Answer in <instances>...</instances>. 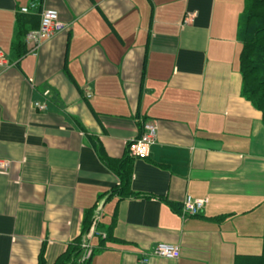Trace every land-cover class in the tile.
<instances>
[{
  "label": "crops",
  "instance_id": "crops-1",
  "mask_svg": "<svg viewBox=\"0 0 264 264\" xmlns=\"http://www.w3.org/2000/svg\"><path fill=\"white\" fill-rule=\"evenodd\" d=\"M30 1L0 0V50L14 63L0 67V159L11 162L0 264L261 254L264 117L243 93L245 0H40L64 28L19 58ZM146 123L157 140L134 159L128 145ZM187 195L206 200L199 215L183 217ZM159 242L181 256L154 255Z\"/></svg>",
  "mask_w": 264,
  "mask_h": 264
},
{
  "label": "trees",
  "instance_id": "trees-1",
  "mask_svg": "<svg viewBox=\"0 0 264 264\" xmlns=\"http://www.w3.org/2000/svg\"><path fill=\"white\" fill-rule=\"evenodd\" d=\"M39 24L40 13L20 14L19 41L14 47L18 51L19 58L27 54L25 41L27 32L38 27ZM240 38L243 43L240 55L243 93L263 112L264 117V0H245V11L240 21ZM132 158L135 159L133 156ZM123 174L122 179L127 181L128 171L125 170ZM91 213V210L87 211L88 215ZM224 217V215L218 216L219 220ZM41 264H43L42 257ZM235 264H264V248L261 254L238 255Z\"/></svg>",
  "mask_w": 264,
  "mask_h": 264
},
{
  "label": "built area",
  "instance_id": "built-area-1",
  "mask_svg": "<svg viewBox=\"0 0 264 264\" xmlns=\"http://www.w3.org/2000/svg\"><path fill=\"white\" fill-rule=\"evenodd\" d=\"M34 12L40 13V24L38 27L30 29L25 36V41L27 43V53L31 54H37L47 40L51 39L64 28V24L60 19L59 13L56 10L42 7L40 0H31L29 5L21 8V13ZM13 65V61H11L0 50V67L3 69H9ZM47 93L48 91L46 94ZM34 105L39 110L47 109V104L44 102L36 101ZM157 134V126L153 123H146L141 136L132 139L129 142L128 148L130 155L140 159L147 158L150 154L151 146L157 140ZM10 165L11 162L9 160L0 159L1 172H7ZM205 204V199L187 195L183 201L181 210L183 217L199 215L203 211ZM83 247L86 248L87 244L83 243ZM153 254L166 259H178L181 256V247L177 244L159 242L156 245ZM90 255L91 250H89V252L86 254L84 261L85 259L87 260ZM149 260L150 256L144 254L140 261L142 264H148Z\"/></svg>",
  "mask_w": 264,
  "mask_h": 264
},
{
  "label": "rangeland",
  "instance_id": "rangeland-1",
  "mask_svg": "<svg viewBox=\"0 0 264 264\" xmlns=\"http://www.w3.org/2000/svg\"><path fill=\"white\" fill-rule=\"evenodd\" d=\"M263 250V249H262ZM262 252V251H261Z\"/></svg>",
  "mask_w": 264,
  "mask_h": 264
}]
</instances>
